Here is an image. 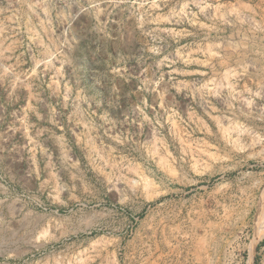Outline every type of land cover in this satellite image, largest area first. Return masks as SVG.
Here are the masks:
<instances>
[{"label":"rangeland","instance_id":"rangeland-1","mask_svg":"<svg viewBox=\"0 0 264 264\" xmlns=\"http://www.w3.org/2000/svg\"><path fill=\"white\" fill-rule=\"evenodd\" d=\"M264 0H0V264H264Z\"/></svg>","mask_w":264,"mask_h":264},{"label":"bare ground","instance_id":"bare-ground-1","mask_svg":"<svg viewBox=\"0 0 264 264\" xmlns=\"http://www.w3.org/2000/svg\"><path fill=\"white\" fill-rule=\"evenodd\" d=\"M258 217H259L257 221L258 228L255 232V237L264 235V202H263V206L261 208V212Z\"/></svg>","mask_w":264,"mask_h":264}]
</instances>
